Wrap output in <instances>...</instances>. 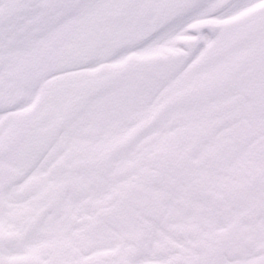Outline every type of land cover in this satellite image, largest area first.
<instances>
[{
  "label": "snow or ice",
  "instance_id": "1",
  "mask_svg": "<svg viewBox=\"0 0 264 264\" xmlns=\"http://www.w3.org/2000/svg\"><path fill=\"white\" fill-rule=\"evenodd\" d=\"M0 264H264V0H0Z\"/></svg>",
  "mask_w": 264,
  "mask_h": 264
}]
</instances>
